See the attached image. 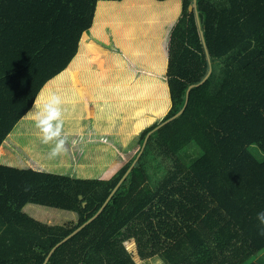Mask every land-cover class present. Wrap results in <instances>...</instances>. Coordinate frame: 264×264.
<instances>
[{
    "label": "trees",
    "instance_id": "trees-1",
    "mask_svg": "<svg viewBox=\"0 0 264 264\" xmlns=\"http://www.w3.org/2000/svg\"><path fill=\"white\" fill-rule=\"evenodd\" d=\"M192 3L0 0V264H43L209 70L46 264H136L130 240L141 263L259 264L264 0H196L200 25ZM150 155L171 161L155 188Z\"/></svg>",
    "mask_w": 264,
    "mask_h": 264
},
{
    "label": "clouds",
    "instance_id": "clouds-1",
    "mask_svg": "<svg viewBox=\"0 0 264 264\" xmlns=\"http://www.w3.org/2000/svg\"><path fill=\"white\" fill-rule=\"evenodd\" d=\"M61 99L59 96L52 94L43 105V111L34 113L37 126L44 133L43 142L47 143L49 140L60 134V120H61ZM60 148L58 144L53 150L52 155H56ZM256 219L260 222L261 231L260 235H264V210L256 213Z\"/></svg>",
    "mask_w": 264,
    "mask_h": 264
},
{
    "label": "water",
    "instance_id": "water-1",
    "mask_svg": "<svg viewBox=\"0 0 264 264\" xmlns=\"http://www.w3.org/2000/svg\"><path fill=\"white\" fill-rule=\"evenodd\" d=\"M193 9H195V13L197 15V22H198V25L199 24V19H198V13H197V10H196V0H193V3L189 5L188 7V10L189 11H192ZM201 36H202V40L204 39L203 38V35H202V31H201ZM203 44H204V47L206 49V53L208 55V51H207V48H206V45L204 43V40H203ZM210 71L208 72V74L203 78L202 81H200L199 83L197 84H192L188 87L187 91H186V96H185V103L182 107V109H180L177 113H175L172 117L164 120L162 123H160L159 125H157L154 129H152L150 132H148V134L146 135L145 137V140L143 142V145H142V148L141 150L139 151L138 155L136 156V158L134 159L133 163L131 164V166L129 167V169L127 170V172L125 173V175L121 178V180L118 182V184L115 186V188L112 190L111 194L109 195V197L107 198V200L103 203V205L100 207V209L91 217L89 218L86 222H84L82 225H80L79 227H77L72 233H70L68 236H66L63 240H61L60 242H58L51 250L50 252L48 253V255L46 256L45 258V261L43 264H46L47 261L49 260L50 256L52 255V253L54 252V250L60 246L63 242H65L67 239L71 238L74 234H76L77 232H79L82 228H84L88 223H90L93 219H95L99 214L100 212L103 210V208L105 207V205L108 203V201L111 199L112 195L114 194V192L117 190V188L120 186V184L122 183V181L124 180V178L126 177V175L129 173V171L132 169V167L134 166V164L137 162L138 158L140 157L143 149H144V146L146 144V141L148 139V137L156 130H158L159 128L163 127L165 124L171 122L172 120H174L175 118L179 117L183 110L185 109L186 107V104H187V101H188V95H189V91L191 88H193L194 86H198L200 84H202L206 79L207 77L209 76L210 74ZM80 198H82V196H80ZM83 204H85V202H83Z\"/></svg>",
    "mask_w": 264,
    "mask_h": 264
},
{
    "label": "rangeland",
    "instance_id": "rangeland-1",
    "mask_svg": "<svg viewBox=\"0 0 264 264\" xmlns=\"http://www.w3.org/2000/svg\"><path fill=\"white\" fill-rule=\"evenodd\" d=\"M252 151L254 154H258V156L261 157V153L258 151L257 147L255 146L252 147ZM187 154L192 155L190 152H188ZM146 167H147L148 176H149V180H148L149 186L152 188H155L159 184L163 176H165L168 169L171 167V161L161 156L159 157L157 155L155 156L150 155L148 156V162H147ZM124 245H125V248L128 250V252L131 253V255L133 256L135 263L140 264L141 261L137 255V249H136V245L134 241L133 240L126 241L124 242ZM150 262H153V261H143L141 264H148V263L152 264ZM154 264H158V263L154 262Z\"/></svg>",
    "mask_w": 264,
    "mask_h": 264
},
{
    "label": "crops",
    "instance_id": "crops-1",
    "mask_svg": "<svg viewBox=\"0 0 264 264\" xmlns=\"http://www.w3.org/2000/svg\"><path fill=\"white\" fill-rule=\"evenodd\" d=\"M261 253H262V254H261ZM255 261H256L257 263H259V264H264V249L261 250V251L257 254V256H256V258H255ZM161 262H162V261H161ZM161 264H164V263L162 262Z\"/></svg>",
    "mask_w": 264,
    "mask_h": 264
}]
</instances>
